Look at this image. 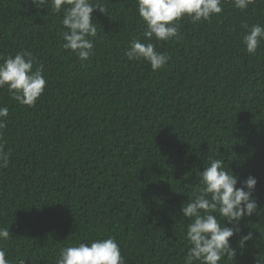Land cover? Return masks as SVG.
Here are the masks:
<instances>
[{
    "label": "trees",
    "instance_id": "1",
    "mask_svg": "<svg viewBox=\"0 0 264 264\" xmlns=\"http://www.w3.org/2000/svg\"><path fill=\"white\" fill-rule=\"evenodd\" d=\"M99 4L93 55L81 62L62 47L63 11L0 0V56L30 51L46 80L32 107L0 89L6 259L55 264L62 247L112 237L125 264H183L191 221L181 207L222 159L237 187L257 180V211L229 238L234 258L218 264H264V41L255 54L242 43L243 24L264 26V0L245 10L223 0L207 21L182 18L178 38L150 41L169 57L155 72L125 55L133 40L149 42L136 0Z\"/></svg>",
    "mask_w": 264,
    "mask_h": 264
},
{
    "label": "clouds",
    "instance_id": "2",
    "mask_svg": "<svg viewBox=\"0 0 264 264\" xmlns=\"http://www.w3.org/2000/svg\"><path fill=\"white\" fill-rule=\"evenodd\" d=\"M223 0H136L137 13L145 25L142 33L145 41L133 40L125 53L129 61H145L152 71L164 68L169 60L166 53L156 50L157 42L170 41L179 36V24L184 17L192 22L207 21L222 11ZM232 6L245 10L254 0H231ZM37 7L48 3L54 12L63 11L60 33L62 47L73 51L81 62L93 55V41L97 27L91 16L93 10L105 13L99 0H32ZM246 30L242 43L247 53L255 54L264 41V26L243 24ZM0 89H7L11 98L20 105L32 107L45 90L43 68L33 70L35 57L22 50L7 57L0 56ZM8 107H0V139L7 127ZM10 154L0 144V168L9 164ZM201 186L191 193L188 202L182 205L181 214L191 222L186 225L185 237L190 245L183 264H218L222 258H234L229 238L240 231L239 221L257 211L252 196L257 180L248 176L240 187L237 177L224 168L222 159H212L199 173ZM218 216L220 219H218ZM226 220L233 226L221 223ZM10 238L9 228H0V241ZM251 239V233L241 238V243ZM0 264H10L5 250L0 247ZM24 264V260L18 261ZM55 264H125L124 256L114 238L95 239L62 247Z\"/></svg>",
    "mask_w": 264,
    "mask_h": 264
}]
</instances>
